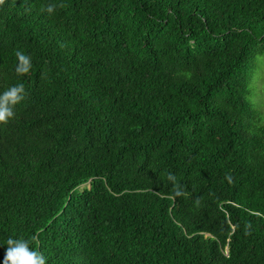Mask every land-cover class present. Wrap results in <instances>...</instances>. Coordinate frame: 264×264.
<instances>
[{
  "label": "trees",
  "instance_id": "1",
  "mask_svg": "<svg viewBox=\"0 0 264 264\" xmlns=\"http://www.w3.org/2000/svg\"><path fill=\"white\" fill-rule=\"evenodd\" d=\"M258 56L264 0H0V264H264Z\"/></svg>",
  "mask_w": 264,
  "mask_h": 264
},
{
  "label": "clouds",
  "instance_id": "2",
  "mask_svg": "<svg viewBox=\"0 0 264 264\" xmlns=\"http://www.w3.org/2000/svg\"><path fill=\"white\" fill-rule=\"evenodd\" d=\"M48 10L49 12L52 11L51 8ZM20 58L27 62L26 57L21 56ZM22 92L23 87L16 85L0 96V122H6L12 116V110L7 104L9 102L14 104L21 100L22 96L20 93ZM6 244L3 264H46V258L37 251L31 250L26 240L8 238Z\"/></svg>",
  "mask_w": 264,
  "mask_h": 264
},
{
  "label": "rangeland",
  "instance_id": "3",
  "mask_svg": "<svg viewBox=\"0 0 264 264\" xmlns=\"http://www.w3.org/2000/svg\"><path fill=\"white\" fill-rule=\"evenodd\" d=\"M247 100L253 105V110L258 117L264 121V56H258L255 60ZM85 187L89 186L83 188Z\"/></svg>",
  "mask_w": 264,
  "mask_h": 264
}]
</instances>
